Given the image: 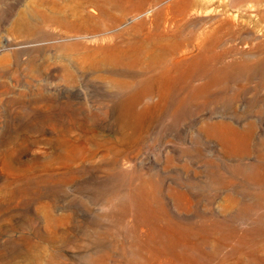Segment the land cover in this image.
I'll list each match as a JSON object with an SVG mask.
<instances>
[{
    "label": "rangeland",
    "instance_id": "obj_1",
    "mask_svg": "<svg viewBox=\"0 0 264 264\" xmlns=\"http://www.w3.org/2000/svg\"><path fill=\"white\" fill-rule=\"evenodd\" d=\"M168 1L0 0V264H234L260 243L264 0H202L177 63Z\"/></svg>",
    "mask_w": 264,
    "mask_h": 264
},
{
    "label": "bare ground",
    "instance_id": "obj_2",
    "mask_svg": "<svg viewBox=\"0 0 264 264\" xmlns=\"http://www.w3.org/2000/svg\"><path fill=\"white\" fill-rule=\"evenodd\" d=\"M87 1H88L89 6L93 7L92 10L96 11L97 15L100 18H102L104 16L111 15L112 10L141 11L144 7H147V6H152L154 8H157V7H160L161 5L165 4L166 2H169L168 0H87ZM215 1H217V0H215ZM174 4L177 5V18L172 19L171 23L168 22L169 20L167 18L164 20L165 23H164L163 27L159 30V37H160L159 39L162 38V40H166V39H169L171 37L172 32L168 33L167 29H166L167 27H170L171 31H177L179 33L178 39L175 42V47L179 50V52L177 51L178 54H177L176 59L171 60L173 63H177L178 59L181 58L182 55H184V54L186 55V53L189 52L190 47H194L196 45L197 41L201 38V35H202L201 33H199V34L194 33V32L184 33V29L187 25H193V22H191V20H190L191 15L193 14L192 10L197 6L205 4V1H202V0H175ZM206 9H204V10H206ZM169 10H170V6L166 5L163 8L161 13L167 15ZM263 15H264V13H263ZM219 43H220V41H219ZM155 45H158V43L156 42ZM203 45H206V44H203ZM217 45H219V44H217ZM164 62H167V61H164ZM168 73H169V70L168 71L166 70V72L162 73L160 76L167 75ZM238 254H239V257H237V260L234 264H264V234L261 237L260 243L256 244V246L253 249H251L249 251L243 249V250H240L238 252ZM220 264H229V263H228L227 259H223L220 262Z\"/></svg>",
    "mask_w": 264,
    "mask_h": 264
}]
</instances>
